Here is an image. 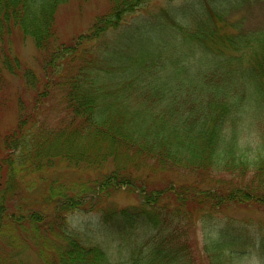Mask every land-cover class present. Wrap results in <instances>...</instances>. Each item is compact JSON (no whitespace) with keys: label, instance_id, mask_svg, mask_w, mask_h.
Wrapping results in <instances>:
<instances>
[{"label":"trees","instance_id":"obj_1","mask_svg":"<svg viewBox=\"0 0 264 264\" xmlns=\"http://www.w3.org/2000/svg\"><path fill=\"white\" fill-rule=\"evenodd\" d=\"M69 1L0 0V95L7 75L22 88L15 126L0 131V249L14 250L12 256L1 251L0 262L15 264L30 243L43 264H123L113 253L124 250L130 251L125 264H197L186 204L200 202L195 214L210 218L226 199L257 194L254 182L223 189L225 182L211 175L254 170L264 188V133L257 135L255 157L240 149L248 120L264 118V33H222V15L210 6L216 0H201L196 15L186 10L180 16L191 19L180 26L183 33H119L108 43L105 31L148 0H107L109 11L95 20L92 33L65 40L56 33V9ZM7 24L23 33H11ZM17 34L32 40L38 72L13 53ZM84 41H93V49H80ZM146 42L154 46L149 50ZM150 163L164 172L206 174L210 187L152 189L133 176ZM66 164L96 176L71 182L76 192L70 197L63 183L52 181L46 200L57 205L49 218L17 203V190L35 184L22 183L28 176ZM123 186L141 192L139 206L87 204ZM83 210L98 214L105 239L93 242L69 229L65 214ZM217 230L205 243L207 264H232L254 246L257 231L244 224L228 219Z\"/></svg>","mask_w":264,"mask_h":264},{"label":"rangeland","instance_id":"obj_2","mask_svg":"<svg viewBox=\"0 0 264 264\" xmlns=\"http://www.w3.org/2000/svg\"><path fill=\"white\" fill-rule=\"evenodd\" d=\"M222 2L224 1L216 0L213 4H210L211 8H215L217 12H220L222 15L223 20L217 22L222 33H264V0H227L224 3ZM201 5H203L201 0H148L135 11L125 14L122 17V22L116 29H107L105 33H109V36L105 40L111 43L113 39L115 41L116 38L121 35L119 33H183L180 26L187 27L191 19L185 23L179 19L180 16L185 15L184 12L186 10H192L193 16L196 15L195 13ZM109 8L110 6L107 0H70L69 3L61 4L56 9V33H58L61 39L65 40H69L78 34L92 33L93 31H90V29L95 20L106 14ZM186 16L191 15L188 12ZM157 24H162V26L154 27ZM5 26H13L11 27V33H23L19 30L20 26L16 27L11 24ZM17 36L19 37L18 40L14 42L11 47L13 53H16L22 61L38 72V57L32 40H23L20 35L17 34ZM105 40L104 43L108 44ZM125 40L127 39H124V41ZM144 44L149 50L154 46L153 42H146ZM79 48L93 49V41H84ZM132 52L136 53L134 49H132ZM16 78L17 77L12 78L9 75L6 76L9 86L6 89V93H2L4 94L6 102L4 106L0 107V131H5L15 126L16 94L22 91L21 82ZM2 100L4 101V99ZM248 122L252 124V126H250L249 131L243 135L240 143L244 148L240 147V149L248 153L250 158H253L259 152L258 148L255 150V146L258 144L257 135L261 132L264 133V118L262 121L254 122L248 120ZM251 161L253 160L247 162ZM152 165L153 164L150 163L146 168L133 173L134 177H139L140 182H145L152 189H164L166 185L171 184V186L176 189L193 185L199 187V189L210 187L209 180L211 178L210 176L206 177V174L201 176L200 173L191 174L188 171L178 169L164 172L165 170L160 171L154 167L151 169ZM108 169L109 167H105L102 172L106 173ZM40 176L45 178V180H39ZM95 176V172H85V170L75 165H60L57 169L50 170L47 173L43 172L41 175L32 174L28 176L25 179L27 182L24 180L22 183L34 182L35 184L30 189L21 186L16 192V201L19 204H25V207L42 213L49 218L52 216L53 209L57 205V202H47L46 200L49 191L48 186L52 181L56 184L63 183L66 186L65 194L70 197L76 192L71 191L70 184L73 185L71 182L93 181ZM211 176H215V181L222 179L225 182L223 189H228L236 185V183L254 182L253 187L257 189V194L253 193L252 198L244 199L239 202L232 200L228 201L226 199V203L221 209V212L214 213L215 215L210 218L201 217L202 214L200 215L199 213L195 214V207L200 204V202L189 201L186 204L185 207L192 211L191 219L193 220V224L189 230V237L192 241L196 258H198L197 264H207V262L204 261L207 251L205 243L213 237L210 233L215 235L218 232L217 226L222 225V223L229 218L234 222L244 224L250 227V229H255L257 231V233L253 234L254 246L249 248L244 256L234 259L232 264H264V201H262L264 192L261 191V189L264 188L257 182L254 170L248 171V173L240 176L237 173ZM141 200V192L136 189L134 192H128L126 187L123 186L121 190L114 192L105 199L99 200L96 205V201H89L87 204H93L94 209L95 207H97V209L104 207L120 209L135 205L139 206L142 203ZM60 201H62V198ZM86 210H83V212L72 211L71 213L65 214V221L69 229L77 233L80 237L83 236L89 240H94L93 242L105 239L97 226L99 224L98 214L95 211ZM1 251L0 249V252ZM2 252H5L6 255H14V250L11 248H6ZM116 253L119 255L116 256ZM129 253L127 250L123 252L115 251L113 256L117 258L116 263L122 261L124 262L123 264H125V262L128 261ZM13 262L16 264H43L37 257L35 249L30 243H26L22 253L15 256Z\"/></svg>","mask_w":264,"mask_h":264}]
</instances>
